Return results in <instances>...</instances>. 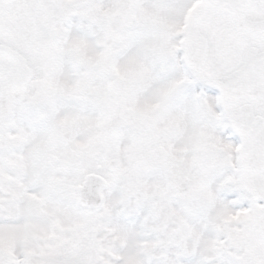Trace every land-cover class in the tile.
Returning a JSON list of instances; mask_svg holds the SVG:
<instances>
[{
	"label": "snow or ice",
	"instance_id": "6c2138e0",
	"mask_svg": "<svg viewBox=\"0 0 264 264\" xmlns=\"http://www.w3.org/2000/svg\"><path fill=\"white\" fill-rule=\"evenodd\" d=\"M0 264H264V0H0Z\"/></svg>",
	"mask_w": 264,
	"mask_h": 264
}]
</instances>
